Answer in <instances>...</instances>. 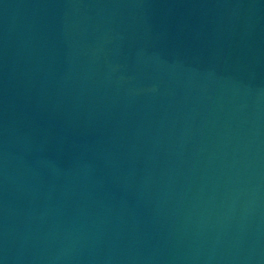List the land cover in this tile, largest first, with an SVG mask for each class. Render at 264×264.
<instances>
[{
	"label": "water",
	"instance_id": "1",
	"mask_svg": "<svg viewBox=\"0 0 264 264\" xmlns=\"http://www.w3.org/2000/svg\"><path fill=\"white\" fill-rule=\"evenodd\" d=\"M0 264H264V0H0Z\"/></svg>",
	"mask_w": 264,
	"mask_h": 264
}]
</instances>
